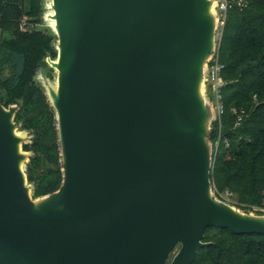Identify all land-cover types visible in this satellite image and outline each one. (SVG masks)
<instances>
[{
	"label": "water",
	"instance_id": "95a60500",
	"mask_svg": "<svg viewBox=\"0 0 264 264\" xmlns=\"http://www.w3.org/2000/svg\"><path fill=\"white\" fill-rule=\"evenodd\" d=\"M51 5L63 183L32 199L14 133L23 101L0 103V264H165L178 244L171 264H192L208 228L264 235V216L210 196L215 0Z\"/></svg>",
	"mask_w": 264,
	"mask_h": 264
},
{
	"label": "trees",
	"instance_id": "16d2710c",
	"mask_svg": "<svg viewBox=\"0 0 264 264\" xmlns=\"http://www.w3.org/2000/svg\"><path fill=\"white\" fill-rule=\"evenodd\" d=\"M227 13L215 56L223 66V113L212 122L211 186L228 192L234 206L259 213L264 203V0H237ZM40 0H0V103H23L14 121L30 136L24 144L33 197L57 192L63 183L55 111L36 76L47 57L56 58V39L33 28ZM7 34L8 37H4ZM192 264H264V235L208 228Z\"/></svg>",
	"mask_w": 264,
	"mask_h": 264
},
{
	"label": "rangeland",
	"instance_id": "374dc122",
	"mask_svg": "<svg viewBox=\"0 0 264 264\" xmlns=\"http://www.w3.org/2000/svg\"><path fill=\"white\" fill-rule=\"evenodd\" d=\"M41 2V9H42V13L40 16V23L36 24L35 26H33V28H37V29H41L42 31L52 35L53 37H55V39L57 40V36L53 30V20L51 19V15L53 14V9H52V0H40ZM211 4L214 6V4L211 2ZM218 34H219V29L216 30V36H215V44L217 45V40H218ZM2 30L0 28V39L2 37ZM4 37H8L7 34H4ZM216 45H215V50H216ZM215 52V51H214ZM214 54V53H213ZM57 58V57H56ZM56 58H51V57H47L44 64L42 65V67L39 69L37 76H36V81L37 83L43 88V90L45 91V94H47V97L49 98V91L50 89H55L56 85H57V69L54 67L53 63L54 61H56ZM212 58V55H211ZM210 58V60H211ZM209 60V62H210ZM209 62H208V67H209ZM204 90V99L207 102L208 106H210V110H211V115H215L216 117V102L215 99L213 97V92L211 87L209 86V84H205V88H203ZM14 108V107H12ZM7 109L8 111H12L13 109ZM15 124V128H14V133L17 135V137L20 139L19 140V148H20V155L22 156L23 160H22V167L24 172L26 173V165L28 162V153L27 151L24 150L23 146L24 144L28 143V140L30 139V136L28 134V132L24 129H22L19 125H17L14 121ZM208 151L209 154L212 152V145L210 144L208 146ZM211 155V154H210ZM27 176V174H26ZM28 182V179H27ZM29 184V182H28ZM210 196L211 198L216 201V202H223L226 203L230 206H234L233 203H235V198L233 197V195H227V193H224L222 195H220V197L218 198L212 187L210 188ZM31 197L34 201H36V203H40L42 202L44 199V196L41 197H33V193H31ZM47 197V198H51ZM226 200H225V199ZM237 210L238 208L235 207ZM242 211V210H240ZM247 213L246 211H242ZM251 214L253 215H260V216H264V213L259 212V213H255V212H251ZM181 248V245L178 244L175 249L173 250V252L171 253L170 257L168 258L167 262L165 264H171L173 258L175 257V255L179 252Z\"/></svg>",
	"mask_w": 264,
	"mask_h": 264
},
{
	"label": "built area",
	"instance_id": "2783aa9c",
	"mask_svg": "<svg viewBox=\"0 0 264 264\" xmlns=\"http://www.w3.org/2000/svg\"><path fill=\"white\" fill-rule=\"evenodd\" d=\"M235 4H240V3H238L237 0H215V9H216L217 17H218V26H217V29H219L218 36L220 35L221 28L225 24L228 11L232 9L235 6ZM222 68L223 66L218 62V59L216 58L215 52H214L209 62L206 82L211 87L212 92H213V97L216 102L217 111H216L215 118H220L221 114L223 113V107H222L221 96H220V88L224 83L221 77ZM226 193L227 195H232L231 193H228V192ZM259 212L264 213V203L262 207L259 209Z\"/></svg>",
	"mask_w": 264,
	"mask_h": 264
},
{
	"label": "bare ground",
	"instance_id": "6f19581e",
	"mask_svg": "<svg viewBox=\"0 0 264 264\" xmlns=\"http://www.w3.org/2000/svg\"><path fill=\"white\" fill-rule=\"evenodd\" d=\"M53 28L56 30L57 29V24H56V21L55 20H53ZM202 87H201V83L199 82L198 83V86H197V92H198V94H200L201 93V91H202V89H201ZM55 93V97H56V91L54 92Z\"/></svg>",
	"mask_w": 264,
	"mask_h": 264
}]
</instances>
